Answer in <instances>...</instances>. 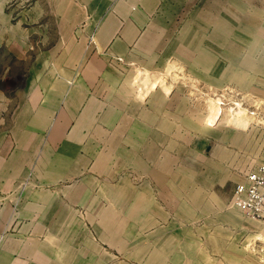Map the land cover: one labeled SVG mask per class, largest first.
I'll return each mask as SVG.
<instances>
[{
  "label": "crops",
  "instance_id": "1",
  "mask_svg": "<svg viewBox=\"0 0 264 264\" xmlns=\"http://www.w3.org/2000/svg\"><path fill=\"white\" fill-rule=\"evenodd\" d=\"M189 1H202V9L212 1L222 10L223 0H70L67 15L55 19L69 31L60 29L47 49L40 8L33 19L29 10L23 12L16 23L20 32L12 24L0 31V121L7 122L0 132V232L19 227L44 234L31 259L264 264V249L254 250L252 243L245 255L237 254L239 211L227 204L244 178L240 169L224 177L213 165L203 181L235 184L230 197L215 192L181 195L179 201L148 193L127 196L114 181L115 163L157 150L158 117L145 108L155 103L156 92L141 102L137 89L142 73L156 78L153 58L167 55L169 24ZM167 114L162 115L169 120ZM22 184L30 187L14 194V186Z\"/></svg>",
  "mask_w": 264,
  "mask_h": 264
},
{
  "label": "rangeland",
  "instance_id": "2",
  "mask_svg": "<svg viewBox=\"0 0 264 264\" xmlns=\"http://www.w3.org/2000/svg\"><path fill=\"white\" fill-rule=\"evenodd\" d=\"M69 2L0 0V31L12 24L20 32L16 23L23 12L29 10L33 19L40 8L47 49L60 29L69 31L68 25L55 22L67 15ZM202 3L189 1L177 15L175 12L176 23L169 24V39L163 47L167 55L153 58L156 78L141 74L137 99L143 102L156 92L155 103H145V108L158 117L157 150L130 154L113 165L114 181L127 196L148 193L179 201L181 195L215 192L230 197L235 184L203 183L213 165L221 176L231 177L236 169L245 175L264 159V0H223L222 10L212 1L202 9ZM166 111L169 120L162 115ZM6 125L0 121V132L6 131ZM215 150L219 153L213 161ZM25 176L30 179L34 174L29 171ZM29 187L15 185L13 193L21 194ZM228 206L234 208L231 199ZM236 216L237 254L245 255L250 243L254 250H263L264 222L250 220L240 212ZM243 227H253V231ZM43 239L44 234L34 235L19 227L0 232V264H44L31 259Z\"/></svg>",
  "mask_w": 264,
  "mask_h": 264
},
{
  "label": "built area",
  "instance_id": "3",
  "mask_svg": "<svg viewBox=\"0 0 264 264\" xmlns=\"http://www.w3.org/2000/svg\"><path fill=\"white\" fill-rule=\"evenodd\" d=\"M231 205L244 217L264 222V159L236 185Z\"/></svg>",
  "mask_w": 264,
  "mask_h": 264
},
{
  "label": "bare ground",
  "instance_id": "4",
  "mask_svg": "<svg viewBox=\"0 0 264 264\" xmlns=\"http://www.w3.org/2000/svg\"><path fill=\"white\" fill-rule=\"evenodd\" d=\"M213 111H214L216 114L223 115V113H220V111H217L216 109H213Z\"/></svg>",
  "mask_w": 264,
  "mask_h": 264
}]
</instances>
